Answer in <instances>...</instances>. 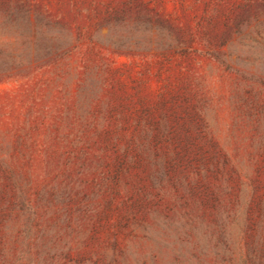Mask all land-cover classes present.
<instances>
[{
    "label": "rangeland",
    "instance_id": "obj_1",
    "mask_svg": "<svg viewBox=\"0 0 264 264\" xmlns=\"http://www.w3.org/2000/svg\"><path fill=\"white\" fill-rule=\"evenodd\" d=\"M0 264H264V0H0Z\"/></svg>",
    "mask_w": 264,
    "mask_h": 264
}]
</instances>
